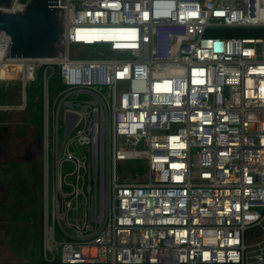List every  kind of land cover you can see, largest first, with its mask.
<instances>
[{
    "label": "built area",
    "instance_id": "1",
    "mask_svg": "<svg viewBox=\"0 0 264 264\" xmlns=\"http://www.w3.org/2000/svg\"><path fill=\"white\" fill-rule=\"evenodd\" d=\"M60 5L46 264H264V0Z\"/></svg>",
    "mask_w": 264,
    "mask_h": 264
},
{
    "label": "rangeland",
    "instance_id": "2",
    "mask_svg": "<svg viewBox=\"0 0 264 264\" xmlns=\"http://www.w3.org/2000/svg\"><path fill=\"white\" fill-rule=\"evenodd\" d=\"M1 65L0 264H44L46 209L52 199L46 190L55 183V166L45 163L44 70L30 84L26 64ZM123 170L138 169L128 161Z\"/></svg>",
    "mask_w": 264,
    "mask_h": 264
},
{
    "label": "water",
    "instance_id": "3",
    "mask_svg": "<svg viewBox=\"0 0 264 264\" xmlns=\"http://www.w3.org/2000/svg\"><path fill=\"white\" fill-rule=\"evenodd\" d=\"M18 0H0V36L10 39L11 62L58 58L66 33L65 9L60 0H27L14 10Z\"/></svg>",
    "mask_w": 264,
    "mask_h": 264
},
{
    "label": "bare ground",
    "instance_id": "4",
    "mask_svg": "<svg viewBox=\"0 0 264 264\" xmlns=\"http://www.w3.org/2000/svg\"><path fill=\"white\" fill-rule=\"evenodd\" d=\"M19 8H20V6H18V5L14 7V9H19ZM0 42H1V40H0ZM0 50L3 52V55H4V59L2 61H0V64L3 65V64H5V62L9 61V58H8V60L6 59V57H7L6 48L3 45H1V43H0ZM9 62H11V61H9Z\"/></svg>",
    "mask_w": 264,
    "mask_h": 264
},
{
    "label": "trees",
    "instance_id": "5",
    "mask_svg": "<svg viewBox=\"0 0 264 264\" xmlns=\"http://www.w3.org/2000/svg\"><path fill=\"white\" fill-rule=\"evenodd\" d=\"M44 264H46V262Z\"/></svg>",
    "mask_w": 264,
    "mask_h": 264
}]
</instances>
